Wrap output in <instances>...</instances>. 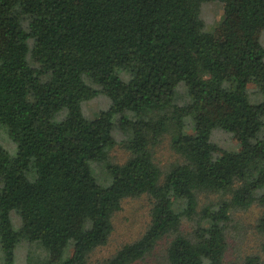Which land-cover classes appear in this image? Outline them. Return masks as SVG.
<instances>
[{"label":"trees","instance_id":"1","mask_svg":"<svg viewBox=\"0 0 264 264\" xmlns=\"http://www.w3.org/2000/svg\"><path fill=\"white\" fill-rule=\"evenodd\" d=\"M215 2L224 15L209 32ZM263 32L264 0H0V126L17 145L0 147L7 264L24 240L46 252L26 264H134L165 238V264H229L233 212L264 209ZM99 94L110 107L87 118ZM217 129L233 149L212 141ZM167 134L177 159L164 168ZM117 136L123 163L109 160ZM143 196L141 238L95 260ZM257 228L264 238V214ZM237 261L264 264V242Z\"/></svg>","mask_w":264,"mask_h":264},{"label":"rangeland","instance_id":"2","mask_svg":"<svg viewBox=\"0 0 264 264\" xmlns=\"http://www.w3.org/2000/svg\"><path fill=\"white\" fill-rule=\"evenodd\" d=\"M223 15V4L215 2L205 6L203 8L202 19L205 21L206 31H214L220 24ZM261 44L264 47V32L261 36ZM252 92L253 88H250V98L253 102H256L255 95ZM182 95L183 91L177 96V100L181 101ZM109 107L110 100L106 96L99 94L97 97L83 104V113L87 118L93 119L101 112L108 110ZM229 137L231 136L217 129L213 131L211 139L214 143L225 149H233L234 144ZM117 141L119 143L109 153V160L113 163H123L129 157V153L121 144L120 136H117ZM0 147L8 151L12 156L17 154V145L10 137L8 130L3 126H0ZM158 156L161 167L164 168L177 159L171 149L170 135L167 134L165 136ZM91 168L93 175L99 183L103 185L109 183L110 177L108 174H105L102 166L93 163ZM150 208L151 204L148 196L127 200L124 203L123 210L114 217V232L108 244L95 252L94 259L103 260L114 255L124 246L138 241L146 228H148ZM233 213L232 229L229 232L231 244L228 253L229 264L237 263L240 257L249 254H260L261 244L264 242V238L257 228L258 222L264 214L262 207L254 205L249 209L239 208ZM16 222L18 224V221ZM170 240L171 238H165L150 254L134 264H165L166 249ZM45 253L39 243L24 240L21 244L17 245L14 251L15 259L13 264L35 263L37 259L44 258ZM0 264H7V259L4 256L1 246Z\"/></svg>","mask_w":264,"mask_h":264}]
</instances>
